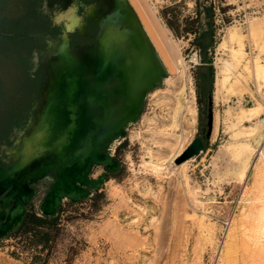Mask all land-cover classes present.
<instances>
[{
    "label": "rangeland",
    "instance_id": "rangeland-1",
    "mask_svg": "<svg viewBox=\"0 0 264 264\" xmlns=\"http://www.w3.org/2000/svg\"><path fill=\"white\" fill-rule=\"evenodd\" d=\"M129 1L141 23L156 20L165 30L162 43L169 45L176 69H169L161 58L167 75L147 92L125 134L106 143L104 151L115 158L116 147L128 141L117 153L120 165L113 173L105 165L93 167L91 178L104 177L102 185L80 199L77 207L83 216L63 214L47 264H240L242 224L251 198L264 185V75L256 68L257 61L264 63V0L224 3L231 6L230 22L217 19L215 83L200 88L201 120L194 77L200 56L186 53L188 41L177 38L161 16L165 5L181 0ZM183 1L185 13L192 12L195 0ZM95 2L94 13L87 9L82 27L68 35L76 43L70 41L71 50L96 43L97 18L116 0ZM43 4L44 0L0 3V25L43 15L52 29L39 52L9 58L0 54V151L10 165L20 160L23 138L38 123L49 79L47 63L56 59L52 46L63 37L62 28L42 11ZM223 76L226 82L218 90ZM250 107L257 109L247 112ZM196 137L203 139V151L179 164L180 154ZM55 177L51 171L32 184L36 194L30 202L39 214ZM96 192L103 194L97 203L92 199ZM4 244L14 245L30 261L36 253L22 251L19 240Z\"/></svg>",
    "mask_w": 264,
    "mask_h": 264
},
{
    "label": "bare ground",
    "instance_id": "bare-ground-1",
    "mask_svg": "<svg viewBox=\"0 0 264 264\" xmlns=\"http://www.w3.org/2000/svg\"><path fill=\"white\" fill-rule=\"evenodd\" d=\"M133 4L116 0L105 16L97 18L100 28L94 45L71 50L69 37L63 34L52 46L56 59L47 63L49 79L38 123L32 134L23 138L20 160L1 174V182L12 185L10 197L25 199L28 183L52 168L61 170L83 161L104 139L122 134L128 122L138 116L148 88L164 75V63L176 69L169 45L162 43L165 30L156 20L152 24L142 20V24ZM88 12H94V5ZM256 68L264 75V63L257 61ZM226 79L219 78L218 90ZM256 109L250 107L247 112ZM261 156L264 158V148ZM251 199L237 249L242 256L233 261L264 264V185ZM19 218H10L6 226L15 225Z\"/></svg>",
    "mask_w": 264,
    "mask_h": 264
},
{
    "label": "trees",
    "instance_id": "trees-1",
    "mask_svg": "<svg viewBox=\"0 0 264 264\" xmlns=\"http://www.w3.org/2000/svg\"><path fill=\"white\" fill-rule=\"evenodd\" d=\"M3 0H0V3ZM226 0H195L192 12L185 13V2L174 1L165 5L161 10V16L167 27L180 39L188 41L186 53L197 52L200 56V64L194 72L198 88L197 100L199 103L200 120L203 113V103L200 88L203 85L213 87L215 83L214 55L220 42L218 36L219 25L217 19L224 23L230 22L227 11L230 5H224ZM184 7V8H183ZM221 16V17H219ZM49 19L43 15H37L32 21L13 19L0 25V54L3 58L14 55H31L39 52L47 44L45 35L52 30ZM1 24V22H0ZM76 44L71 38V45ZM128 141L121 142L116 147V155L126 148ZM117 160V159H116ZM10 162L5 161L2 150L0 151V166L7 167ZM103 197L102 193L96 192L92 199L97 203ZM76 202L69 200L61 205L55 215L39 214L33 203L26 206V213L17 229L11 231L4 238H12L21 241L22 251H34L31 255L30 264H47L54 244L61 233L62 216L68 211L76 213L75 216H83ZM74 216V217H75ZM67 218H73L68 216ZM13 252H16L13 250Z\"/></svg>",
    "mask_w": 264,
    "mask_h": 264
},
{
    "label": "water",
    "instance_id": "water-1",
    "mask_svg": "<svg viewBox=\"0 0 264 264\" xmlns=\"http://www.w3.org/2000/svg\"><path fill=\"white\" fill-rule=\"evenodd\" d=\"M84 47H89V46H83L80 48H84ZM166 75L167 73L165 70V73L161 77V79ZM155 86L156 84L148 88L146 94L149 90H151ZM144 99L139 109L138 116L141 112ZM138 116H136L135 118H137ZM210 127H212L211 124ZM124 134H125V129L122 134L120 133L115 135L114 137H109L107 139H104L103 143L101 145H98V147L94 148L93 150H91L85 156L83 161L65 165L63 168H61V170L52 168L42 176L38 177L35 181L28 183L27 190L29 192V195L25 199L21 197H10L9 194L12 190V185L8 182L7 183L1 182L2 181L1 174L4 173L6 174L7 172H9L17 162H14L13 164L7 167L0 166V237H5L11 231L18 228L26 213V206L30 203L32 197L36 194V189L32 187V184L45 177L51 171H54L56 173V177L55 180L51 183L50 189L48 190L46 197L42 201V211L46 215H55L58 212L60 206L62 205L64 199H69L73 202H76L79 199H84L87 196H89L91 189L99 188L102 185L104 177H100L98 180L92 179L91 173L93 167L95 165H105L108 168L109 173L116 172V169L118 168L120 163L112 155L106 153L104 149L106 143L109 140H112ZM203 148H204L203 139L201 137H196L193 140V142L188 147H186L184 151H182V153L178 158V163L179 164L183 163L184 161L197 156L201 151H203ZM72 153H73L72 150H69L67 152V155L71 156ZM16 215H20L18 222L11 227H7L6 225L9 222L10 218Z\"/></svg>",
    "mask_w": 264,
    "mask_h": 264
},
{
    "label": "clouds",
    "instance_id": "clouds-1",
    "mask_svg": "<svg viewBox=\"0 0 264 264\" xmlns=\"http://www.w3.org/2000/svg\"><path fill=\"white\" fill-rule=\"evenodd\" d=\"M88 7L83 0H74L67 9L57 6L54 10H49L47 0H44L42 11L45 15H50L53 25L61 27L63 34L67 36L82 27ZM47 43L51 45L52 41L48 40Z\"/></svg>",
    "mask_w": 264,
    "mask_h": 264
},
{
    "label": "crops",
    "instance_id": "crops-1",
    "mask_svg": "<svg viewBox=\"0 0 264 264\" xmlns=\"http://www.w3.org/2000/svg\"><path fill=\"white\" fill-rule=\"evenodd\" d=\"M95 1L96 0H83L87 5H94V10L96 8ZM73 2L74 0H47V6L49 10H54L57 6H59L60 9H66ZM70 41L69 39V44ZM0 238V264H30L28 255H25V253L20 252L18 249L15 250L16 252H13L14 245L4 244V242L12 241V238Z\"/></svg>",
    "mask_w": 264,
    "mask_h": 264
}]
</instances>
